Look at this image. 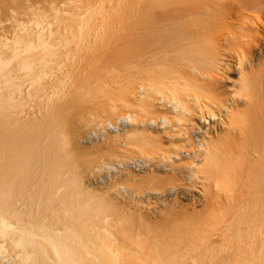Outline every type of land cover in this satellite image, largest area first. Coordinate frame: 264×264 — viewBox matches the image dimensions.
<instances>
[{
  "label": "bare ground",
  "instance_id": "1",
  "mask_svg": "<svg viewBox=\"0 0 264 264\" xmlns=\"http://www.w3.org/2000/svg\"><path fill=\"white\" fill-rule=\"evenodd\" d=\"M98 1L0 0V264H264V0Z\"/></svg>",
  "mask_w": 264,
  "mask_h": 264
},
{
  "label": "rangeland",
  "instance_id": "2",
  "mask_svg": "<svg viewBox=\"0 0 264 264\" xmlns=\"http://www.w3.org/2000/svg\"><path fill=\"white\" fill-rule=\"evenodd\" d=\"M71 1H73V2H71ZM80 1V2H79ZM76 2V3H75ZM79 2V3H78ZM81 2H82V4H81ZM89 2V3H88ZM56 3H57V5H59V6H61V7H63V8H65V9H67V10H72L74 7V10L76 11V12H78V17L80 18V15H82V16H85L84 14H85V12H87L89 9H93V8H95L96 7V5H98L99 4V1L98 0H56ZM73 3H74V5H73ZM55 4V3H54ZM74 6V7H73ZM88 6H90V7H88ZM88 8V9H87ZM84 10H86V11H84ZM82 11V12H81ZM80 12H81V14H80ZM64 14H65V12H64ZM64 36H66V39L64 40V44L62 45V46H60V48L58 49V51H59V56H60V59L62 58V59H66L67 57H69L68 55V52H70V55H72V56H76L77 55V52H75V51H72V49H73V46L75 45L73 42H72V40L69 38V36H71V34L69 33V32H66V33H64ZM66 44V45H65ZM72 46H71V45ZM74 44V45H73ZM69 45V46H68ZM71 46V47H70ZM67 48V49H66ZM63 50V51H62ZM68 50V51H67ZM61 52V53H60ZM64 53V54H63ZM76 53V54H75ZM65 67V69H64V72H66V71H69V70H71V67H68V66H62L61 67V69H63ZM68 69V70H67ZM108 81H110V80H108ZM113 120L114 119H116V118H112ZM115 121V120H114ZM99 127V126H98ZM101 127V126H100ZM87 131L89 132L90 130H84L83 132H82V136H81V139H85V137H86V135H87ZM92 131V130H91ZM121 152H119V154H120ZM116 154H118V152L116 153ZM118 154V155H119ZM104 155L106 156L107 154L106 153H104ZM103 155V152H102V154H100V158H99V161H98V164H99V166H98V164H96V167L98 166V169H100L99 170V173H101V174H99V173H97L96 172V176H95V179L97 180V181H100L103 177H105L106 176V174H107V171H106V168L104 167V165H106L105 164V161H106V158L107 157H105ZM149 159H150V163L152 162L151 160H152V157H148ZM138 159H141L140 157H138ZM102 162H104V163H102ZM101 164V165H100ZM104 164V165H103ZM136 172V171H135ZM183 172H181L180 171V173H177L178 175L176 176V178H174V180H172L171 182H169L167 185H169V184H173V183H180V184H184V185H186V186H191V188L193 187L195 190V192H190V193H194V194H196L195 196L196 197H194L195 199H193V200H196L195 201V204L197 203L198 204V200L196 199V198H201V196L200 195H198V192H200V193H202V185L200 184V182L199 181H197L198 179H195V181L197 182H192V184H190V185H188L187 184V182L190 180L188 177H187V173L186 172H184L183 174H182ZM186 173V174H185ZM101 175V176H99V175ZM98 175V176H97ZM186 175V176H185ZM99 179V177H101L99 180L97 179V178ZM183 178V179H182ZM178 179V180H177ZM186 179H188V180H186ZM194 180V179H193ZM191 181V180H190ZM189 181V182H190ZM121 182V181H120ZM173 182V183H172ZM193 185V186H192ZM195 186V187H194ZM199 187V188H198ZM201 187V188H200ZM192 188V189H193ZM200 189V190H199ZM198 191V192H197ZM198 196V197H197ZM192 201V197L191 198H189V199H185V201L184 202H187L188 204H190V202ZM198 201V202H197ZM191 206V205H190ZM197 207V209L198 208H200V206L199 205H195V208ZM106 218H108V216H106ZM135 251H137V250H133V251H131V252H134L135 254H137ZM133 253V255L134 256H136L135 254ZM5 259H7V258H5L4 257V260ZM2 264H5V263H2Z\"/></svg>",
  "mask_w": 264,
  "mask_h": 264
},
{
  "label": "built area",
  "instance_id": "3",
  "mask_svg": "<svg viewBox=\"0 0 264 264\" xmlns=\"http://www.w3.org/2000/svg\"><path fill=\"white\" fill-rule=\"evenodd\" d=\"M126 123V120L125 118L123 117H119V118H116L114 123H111V124H107L105 126V128H101L100 131H102L103 129L105 131H110V132H113L117 127H122L124 126V124ZM130 164H132L135 168L138 167L137 163L136 162H131Z\"/></svg>",
  "mask_w": 264,
  "mask_h": 264
}]
</instances>
